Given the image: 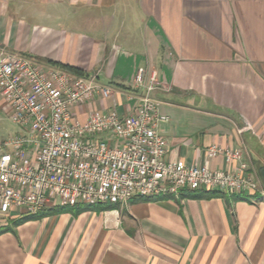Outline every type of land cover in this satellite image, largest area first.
Masks as SVG:
<instances>
[{
  "label": "crops",
  "instance_id": "obj_1",
  "mask_svg": "<svg viewBox=\"0 0 264 264\" xmlns=\"http://www.w3.org/2000/svg\"><path fill=\"white\" fill-rule=\"evenodd\" d=\"M0 52L98 74L114 92L87 107L103 114L132 112L137 70L155 68L165 159L213 170L245 162L264 191V0H0ZM11 114L0 90V144L27 134ZM213 145L241 158L211 157ZM95 205L9 218L0 264H264L263 193Z\"/></svg>",
  "mask_w": 264,
  "mask_h": 264
},
{
  "label": "built area",
  "instance_id": "obj_2",
  "mask_svg": "<svg viewBox=\"0 0 264 264\" xmlns=\"http://www.w3.org/2000/svg\"><path fill=\"white\" fill-rule=\"evenodd\" d=\"M133 86L142 94L132 112L103 114L87 107L114 92L98 74L46 68L31 57L0 52V90L12 121L27 130L0 144V226L59 205L124 204L136 196L180 197L198 189L264 194L245 162L213 170L167 161L160 125L169 116L152 96L164 83L155 68H140ZM207 154H223L232 163L242 151L213 145Z\"/></svg>",
  "mask_w": 264,
  "mask_h": 264
},
{
  "label": "trees",
  "instance_id": "obj_3",
  "mask_svg": "<svg viewBox=\"0 0 264 264\" xmlns=\"http://www.w3.org/2000/svg\"><path fill=\"white\" fill-rule=\"evenodd\" d=\"M63 67L73 73H77V74H82V72H80L78 69L72 67V66H69V65H63ZM67 206V205H66ZM96 205H90V204H76L74 206H70V207H62L61 206H55V207H51V208H47L46 210H42L40 211L39 213H36V214H29V215H25V216H22L21 218H19L18 220H15L14 221V224L15 225H19L20 223H23L24 221H27L29 219H33V218H39L41 217L42 215H48L50 213H54V212H57V211H61V210H67V211H72L74 214H79L83 211H86V210H90V209H95ZM9 228H0V233H3L5 231H7Z\"/></svg>",
  "mask_w": 264,
  "mask_h": 264
},
{
  "label": "rangeland",
  "instance_id": "obj_4",
  "mask_svg": "<svg viewBox=\"0 0 264 264\" xmlns=\"http://www.w3.org/2000/svg\"><path fill=\"white\" fill-rule=\"evenodd\" d=\"M44 210H46V209H44ZM3 227H5L4 224L0 226V228H3Z\"/></svg>",
  "mask_w": 264,
  "mask_h": 264
}]
</instances>
